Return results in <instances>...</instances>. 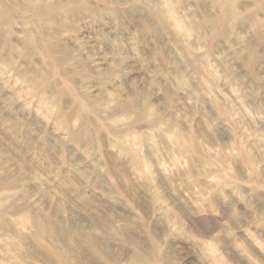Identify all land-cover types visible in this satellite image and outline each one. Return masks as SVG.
<instances>
[{"label":"rangeland","instance_id":"obj_1","mask_svg":"<svg viewBox=\"0 0 264 264\" xmlns=\"http://www.w3.org/2000/svg\"><path fill=\"white\" fill-rule=\"evenodd\" d=\"M10 2L12 7L0 9V50L20 63L19 71L9 69L12 75L6 80L0 57V205L14 206L17 228L32 225L33 213L40 208L73 227L89 221L106 225L118 238L126 225L143 215L141 204L147 198L167 203L159 188L163 172L188 179L192 190L185 193L201 212L227 209L245 236H238L232 219L225 221L227 235H237L242 254L253 264H264L259 254L264 252V140L255 135L264 132V122L257 118L255 131L247 122L264 106V81L258 76L250 79L242 70L229 80L213 57L192 66L197 82L193 84L186 66L171 65L162 53L149 70L159 69L157 81L165 91L158 90L151 104L157 111L163 103L171 106V126L157 125L155 131V113L146 112L140 124L129 127L117 112L110 114L111 127L101 130L94 117L82 115L92 107L88 89H94L92 96L99 91L83 69L94 74V64L107 71L114 62L104 56L110 46L84 33L85 63L76 59L71 44L69 51L49 59L51 47L46 48L25 9L16 7L23 0ZM183 27L176 23L177 30ZM94 50L98 54L90 60ZM193 56L199 60L201 53ZM61 61L73 63L62 69ZM25 78L26 83H17ZM141 78L143 73L134 69L121 83L135 86ZM38 80L49 82L38 89L33 86ZM245 109L251 113L247 121ZM204 112L216 123L212 133L201 135ZM184 114L191 118L190 127ZM241 122L243 128L236 132L233 126ZM189 171L198 180L189 177ZM173 227L185 234L179 223ZM205 255L213 264H235L215 240L205 242Z\"/></svg>","mask_w":264,"mask_h":264},{"label":"clouds","instance_id":"obj_2","mask_svg":"<svg viewBox=\"0 0 264 264\" xmlns=\"http://www.w3.org/2000/svg\"><path fill=\"white\" fill-rule=\"evenodd\" d=\"M9 7L10 0H0V9L6 11ZM16 7L25 9L24 14L33 22L46 48L51 47L49 59L69 51L71 44L76 59L85 63L81 57L86 51L84 33L89 34L88 39L110 46L104 56L112 57L114 62L107 71L94 64V74L87 67L83 69L99 91L92 96L94 89H88L92 107L82 115L94 117L101 130L111 127L110 114L117 112L127 118L129 127L140 124L146 112L155 113V131H159L157 125L171 126V106L163 103L157 111L151 104L158 90L165 91V86L157 81L162 75L159 69L149 70L162 53L171 65L186 66L193 84L197 82L192 66L213 57L229 80L242 70L250 79L258 76L264 81V0H23ZM177 22L183 24V30H177ZM99 52H103L102 47ZM194 52L201 53L199 60ZM97 54L94 50L88 58L95 60ZM0 57L4 61L2 75L7 80L12 75L9 69L19 71L20 62L10 59L11 54L4 56L3 50ZM71 63L61 61L59 67L66 69ZM52 67H56L55 60ZM134 69L143 73V78L135 86H123L121 81H127ZM26 82V78L17 80ZM48 82L38 80L33 86L44 88ZM250 115L245 109L244 121ZM257 118L264 122V106L247 121L254 131ZM183 119L190 127L191 118L184 114ZM202 119L206 128L201 129V135L212 133L215 118L204 112ZM233 127L239 132L243 122ZM255 135L264 140V132ZM248 139H252L251 134ZM188 176L191 177L190 171ZM159 188L167 203L147 198L141 204L143 215L134 224L126 225L118 238L112 236L115 229L106 225L89 221L73 227L40 208L33 213L32 225L20 230L14 206L0 205V264H213L205 255V242L210 239L220 244L228 261L253 264L250 257L242 254L237 235H227L225 221L232 219L227 209L223 213L201 212L185 193V189L192 190V184L182 176L170 178L161 172ZM176 223L185 234L176 231ZM232 224L238 229V236L244 237L240 224L235 219ZM259 254L264 259V252Z\"/></svg>","mask_w":264,"mask_h":264}]
</instances>
